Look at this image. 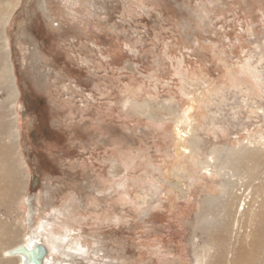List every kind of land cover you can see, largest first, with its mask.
I'll use <instances>...</instances> for the list:
<instances>
[{
  "label": "rangeland",
  "instance_id": "obj_1",
  "mask_svg": "<svg viewBox=\"0 0 264 264\" xmlns=\"http://www.w3.org/2000/svg\"><path fill=\"white\" fill-rule=\"evenodd\" d=\"M2 13L18 90V128L4 137L18 134L26 180L0 198V218L22 230L5 244L41 227L62 239L49 264H196L194 246L211 236L197 218L219 186L190 174L189 158H199L187 141L203 140L204 157L264 131V0H0ZM178 114L192 127L187 160ZM183 160L180 194L168 182ZM259 170L253 178L264 181V163ZM223 202L204 217L222 216ZM239 220L236 248L248 258L260 244ZM225 242L210 243L224 254ZM0 264L14 262L0 253Z\"/></svg>",
  "mask_w": 264,
  "mask_h": 264
},
{
  "label": "bare ground",
  "instance_id": "obj_2",
  "mask_svg": "<svg viewBox=\"0 0 264 264\" xmlns=\"http://www.w3.org/2000/svg\"><path fill=\"white\" fill-rule=\"evenodd\" d=\"M7 17L5 13L0 15V19L3 22H5ZM5 89L8 90V93L6 91L7 97H4V99L0 102V107L7 108L9 116L6 113L0 114V144L3 147H6L7 144H2L1 142L6 139L11 141L12 139V142L15 146L13 152L10 153V158H3L0 160V198H7L8 196L9 199L11 188L13 192H21V190L24 188L26 180L22 177L20 168L21 166H19L20 155L17 143L18 134L10 132L8 137H4L8 125L12 124L13 129L18 128L17 120H15V118L12 120V112L18 99V90L15 86L13 67L10 62L6 32L5 30L0 29V90L4 91ZM142 109L144 110L143 112H146V109ZM261 114L264 118V113L262 111ZM174 125L176 131L175 133L176 135L178 134L177 140H179L178 142L181 141V143L176 142L177 152L179 156H184V158L187 160L188 158L186 155L187 153H190L191 149L187 145L185 146L183 144V139L186 138L192 130V127L190 126V120L187 117L178 114L174 119ZM187 142L190 143L192 150L198 153L199 158V160L194 162V157L189 158L188 162L191 163L190 167H192V169L193 167L196 168V171L191 172L190 174H193L198 178H205L208 176L206 179L210 184H213L214 179L218 178L217 185L219 186L216 188L218 189L219 196H209L206 200H204L202 204L205 201L208 202L201 207L197 218V228L204 226L205 231L211 236L208 243L200 247V249L194 246L195 263L264 264V249L263 251L261 249L264 246V237L257 236V225L260 227L264 226V181H258L257 178H253V176L260 172L259 168L264 163V131L257 134V139L250 137L239 143L237 147H229L225 145L220 149L213 147L210 149L209 153L204 155V157H201L202 147L200 145L203 140H200L199 142V139L197 140V138L192 136L190 133ZM11 148L13 149V147ZM0 152L2 153L1 149ZM6 152L8 153V151ZM2 155H0V157ZM4 155L7 157L8 154ZM184 161L185 160L179 162L173 170V174L176 177L175 183L168 182L170 186L169 188L173 191H177L180 194L187 192L183 189V186H185V183L187 182L185 165L183 164ZM244 161H248V163H246L245 167L242 169L239 164ZM187 170L189 171V166H187ZM221 176L225 180H223ZM256 181L258 182L256 183ZM223 184L224 188H222ZM186 186L188 185L186 184ZM7 187H10V189ZM253 193L257 197L261 198L259 202L255 200L254 196L252 195ZM218 197L220 198L218 199ZM221 198L224 199L223 205H225L223 207L224 209H221L222 216L220 214V210H218L209 213L205 218L202 214V210H207V205L212 204V202L218 205L221 201ZM256 203L260 204L255 206ZM242 217L245 218V222H248L249 225L248 228L242 232L244 238L249 242L255 238L260 244V246L257 247L252 245L254 252L249 253L248 258L246 256H242L236 248V242L239 235L241 234L239 219ZM2 219L3 218H0V253H2L3 258H5L7 261L14 262V264H22L21 257L11 256L9 255V252L19 245L29 248L34 243L41 242L45 244L48 250V255L44 260V264L50 263L53 257L52 254L57 252L59 243H62V239L60 240V238H57L54 240V235H51L52 232L48 233L50 236L46 235L45 233L44 236H42L41 233L43 232V229L40 227L36 229L35 232H33L34 234L28 235L26 240H24L22 236V242L18 243L19 241H16L15 243L17 244L11 247L6 245L5 243L7 241L4 240L16 238L18 235H13L16 232L21 234L22 230H20L21 227L18 222L7 223ZM221 230L222 234L219 235ZM41 237L45 238L44 241H42ZM225 238V251L223 254L221 251L218 252V247H216L214 244H211L210 242L215 240L219 243H222ZM196 246H198V244ZM63 254L70 255L67 252ZM251 257H253V259H251ZM257 258L259 259L258 262L256 261ZM260 260H262L261 263Z\"/></svg>",
  "mask_w": 264,
  "mask_h": 264
},
{
  "label": "water",
  "instance_id": "obj_3",
  "mask_svg": "<svg viewBox=\"0 0 264 264\" xmlns=\"http://www.w3.org/2000/svg\"><path fill=\"white\" fill-rule=\"evenodd\" d=\"M9 255L21 257L22 264H44L48 250L45 244L37 242L29 248L23 245L16 246L9 252Z\"/></svg>",
  "mask_w": 264,
  "mask_h": 264
}]
</instances>
